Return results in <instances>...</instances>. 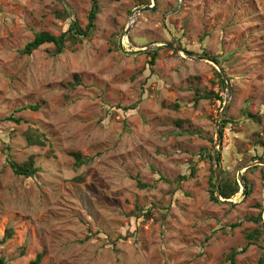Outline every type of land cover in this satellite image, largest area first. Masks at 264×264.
Instances as JSON below:
<instances>
[{
  "label": "rangeland",
  "instance_id": "1",
  "mask_svg": "<svg viewBox=\"0 0 264 264\" xmlns=\"http://www.w3.org/2000/svg\"><path fill=\"white\" fill-rule=\"evenodd\" d=\"M96 1L90 37L28 56L36 34L85 29L94 0H0V258L233 264L246 248L235 264L264 263V0H156L128 36L154 1ZM205 53L232 85L222 117L227 86ZM75 152L92 160L78 168ZM218 152L219 174L250 185L233 203L212 199ZM31 156L33 179L7 161Z\"/></svg>",
  "mask_w": 264,
  "mask_h": 264
},
{
  "label": "trees",
  "instance_id": "2",
  "mask_svg": "<svg viewBox=\"0 0 264 264\" xmlns=\"http://www.w3.org/2000/svg\"><path fill=\"white\" fill-rule=\"evenodd\" d=\"M142 5H151V0H148L147 4H142ZM99 5L97 3L96 0H94L93 3V7L92 10L89 14V23L86 26L85 29H83L79 23L77 22H73L70 26V28L68 29L67 32H65L64 34L60 35V36H54L48 32H42L39 34H36L35 39L31 42H29L26 47L24 48V50L22 51L24 55H28V56H32L33 53L37 50H39L42 46L46 45V44H53L55 46V51H54V55L58 56L61 55L65 48H66V44L67 42H72L73 44L78 43L80 40V38H88L90 37L96 27V21H97V16L99 14ZM159 50V49H158ZM158 50L153 51L151 53H148L151 57L152 60L149 62V65L154 66V64L156 63L157 57H158ZM206 57H209L210 59H212L213 61L219 63L218 59L214 56H211L207 53L203 54ZM77 78V77H76ZM77 81L79 82L78 78ZM221 83L224 86V88L226 89V84L224 79H221ZM29 109L31 110H38V107H33L30 106ZM11 121L20 123L22 120L20 119H14V118H10ZM228 120H224L223 123H228ZM224 129H225V125L222 126L220 132H221V136H223L224 133ZM28 139V144L29 145H40V146H44L45 142L43 140H41L40 138L34 139L33 136L31 134L28 135L27 137ZM72 157H74V159L76 160V167H82L83 165L89 163L92 159L90 158H85L81 153L75 152L71 154ZM222 152H218L217 153V159L219 162L220 167L222 168ZM210 159L213 160L214 157L210 156ZM8 164L11 166L13 172L17 175V176H23L25 178L28 179H33L37 176V174L40 172V168L37 167L36 165V160L34 156H31L27 161L22 162V163H18L15 162L14 160H12L11 158L7 159ZM193 173V170H191V174ZM224 170H221V183H220V193L222 198L224 199H233L241 190L240 184L238 182V180L234 179V180H229L227 178L224 177ZM194 175V173L192 174V176ZM183 179L185 180L186 177ZM80 181H83V179H79ZM243 181H244V193L248 194L249 190H250V185L248 183V181L246 180L245 176H243ZM146 187V186H143ZM213 187H215V184H213ZM212 199L213 201H216L217 203H220V199L215 196V191H212ZM262 215L260 214L259 216V221H263L262 220ZM13 236V232L9 231L7 233V238H11ZM252 237V236H249ZM248 237V238H249ZM246 250V248H244L241 252L239 251H235L232 253V255L229 256V261H231L233 264H235V259L236 256L239 255L240 253L244 252ZM43 260V254H39L36 257V260L33 261L31 264H41ZM0 264H6V262L4 261V259L0 258ZM261 264H264L263 262H261Z\"/></svg>",
  "mask_w": 264,
  "mask_h": 264
},
{
  "label": "water",
  "instance_id": "3",
  "mask_svg": "<svg viewBox=\"0 0 264 264\" xmlns=\"http://www.w3.org/2000/svg\"><path fill=\"white\" fill-rule=\"evenodd\" d=\"M154 1V6L153 7H150V6H147V7H144V8H140L138 10H136V12L134 13V15L138 14L140 15L142 12H145V11H155L156 9V6H157V1L156 0H153ZM133 25L132 24H129V26L127 27V30L125 32L126 36L129 35L130 31H131V27ZM159 47H167L169 49H172V50H175V51H179L178 48H176L175 46L173 45H161V46H156V47H153L152 49H156V48H159ZM146 51V50H144ZM209 62H211L212 64H214L215 66H217V68L219 69V72L222 74L223 76V79L224 81L226 82V86H227V96H226V101L224 103V106H223V109L221 111V114H220V117H222L225 112H226V109H227V106L229 104V101H230V98H231V94H232V85L225 73V71L217 64V62L213 61L212 59H207ZM217 125H219V121L217 122ZM218 141H219V137L217 138L216 140V145H218ZM215 166H216V169H217V174H216V180H217V197L220 199V201L224 202V203H233L232 200L230 199H225L223 200L222 196H221V193H220V187H219V179H220V174H219V162H218V159L217 157H215ZM253 165L250 164L248 165L247 167H245L243 170H247V169H250ZM244 181H243V173L241 174V181H240V185L244 187Z\"/></svg>",
  "mask_w": 264,
  "mask_h": 264
},
{
  "label": "bare ground",
  "instance_id": "4",
  "mask_svg": "<svg viewBox=\"0 0 264 264\" xmlns=\"http://www.w3.org/2000/svg\"><path fill=\"white\" fill-rule=\"evenodd\" d=\"M138 14H136V15H134V17H132V19H131V21H130V24H135V22L137 21V19H138Z\"/></svg>",
  "mask_w": 264,
  "mask_h": 264
}]
</instances>
